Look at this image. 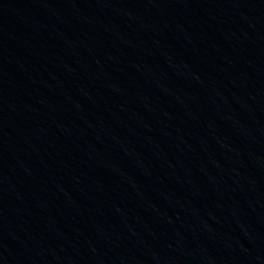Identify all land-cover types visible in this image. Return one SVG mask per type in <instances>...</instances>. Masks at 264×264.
<instances>
[{
    "label": "water",
    "instance_id": "water-1",
    "mask_svg": "<svg viewBox=\"0 0 264 264\" xmlns=\"http://www.w3.org/2000/svg\"><path fill=\"white\" fill-rule=\"evenodd\" d=\"M0 264H264V0H0Z\"/></svg>",
    "mask_w": 264,
    "mask_h": 264
}]
</instances>
